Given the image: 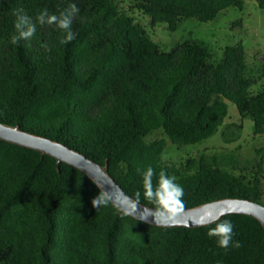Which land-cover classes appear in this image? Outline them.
I'll list each match as a JSON object with an SVG mask.
<instances>
[{
    "label": "trees",
    "instance_id": "obj_1",
    "mask_svg": "<svg viewBox=\"0 0 264 264\" xmlns=\"http://www.w3.org/2000/svg\"><path fill=\"white\" fill-rule=\"evenodd\" d=\"M264 9V0H256ZM75 4L74 40L61 44L57 25H40ZM244 0H0V122L58 141L105 167L133 198L143 197L142 174L150 166L175 176L185 208L225 198L261 201L264 170L235 173L216 157L195 153L163 158L167 139L149 141L162 128L177 145L209 137L234 102L242 117L264 134V61L254 71L242 42L218 59L197 38L162 49L128 10L175 29L180 20L215 18ZM36 24L29 40L11 43L16 9ZM262 148L258 150L261 154ZM104 190L83 169L41 149L0 137V264H264V224L243 212L223 214L203 226H160L125 215L112 200L91 201ZM184 208V209H185ZM230 220L227 250L209 238Z\"/></svg>",
    "mask_w": 264,
    "mask_h": 264
},
{
    "label": "rangeland",
    "instance_id": "obj_2",
    "mask_svg": "<svg viewBox=\"0 0 264 264\" xmlns=\"http://www.w3.org/2000/svg\"><path fill=\"white\" fill-rule=\"evenodd\" d=\"M128 0H120L122 7H127ZM129 14L140 21L148 30L151 38L164 50H170L182 39L197 38L206 43L212 51V59H218L228 44L242 42L247 61L254 71L264 61V9L256 0H244L242 7L230 6L208 21L195 17L183 18L175 29H170L166 22L152 23L151 17L138 9L128 10ZM264 84V77L253 85L257 90ZM227 113L218 129L209 137L196 143L177 145L172 143L162 128L148 136L152 141L166 138L167 146L163 158L176 161L195 153H207L211 159L216 157L220 165L232 169L235 173L255 171L256 163L264 159V134H255L253 120L242 117L234 102L225 99ZM262 148L261 154L258 150ZM264 167V161L261 162ZM264 174V170L261 172ZM264 187V180H263ZM264 203V189L261 197Z\"/></svg>",
    "mask_w": 264,
    "mask_h": 264
},
{
    "label": "clouds",
    "instance_id": "obj_3",
    "mask_svg": "<svg viewBox=\"0 0 264 264\" xmlns=\"http://www.w3.org/2000/svg\"><path fill=\"white\" fill-rule=\"evenodd\" d=\"M79 12V8L75 4L69 5L68 8L59 12V14H50L48 9H42L36 17V22L40 25H52L64 31L65 35L60 40L61 44H67L75 39L76 33L72 31L73 16ZM16 21L14 24L15 34L11 37L12 44H18L21 40H29L36 32V24L25 13L23 8L16 9ZM156 172L152 167H148L142 174L143 197L154 207L143 209L139 213V219L147 221L149 217L154 219V223L160 226H172L176 217L184 211L185 203L183 201L184 189L176 183L175 176H168L165 170H161L158 174L156 182L153 178ZM141 193L136 192L135 198L127 196H116L115 198L109 192H99L92 201V206L96 209L107 206L113 199L121 200L126 205L124 214L135 215L140 205ZM218 218L210 215L202 217L197 223L203 226L208 223H215ZM209 238H217L219 247L227 250L230 246L233 248L241 247L240 242L234 241V225L230 220H223L215 224L207 232Z\"/></svg>",
    "mask_w": 264,
    "mask_h": 264
},
{
    "label": "water",
    "instance_id": "obj_4",
    "mask_svg": "<svg viewBox=\"0 0 264 264\" xmlns=\"http://www.w3.org/2000/svg\"><path fill=\"white\" fill-rule=\"evenodd\" d=\"M0 137L19 144L41 149L56 156L60 160L76 165L87 172L99 186L105 192H109L113 198L116 196L133 198L106 171L105 167L58 141L1 122ZM112 201L125 211L126 205L123 203L122 198L121 200L113 199ZM148 208L152 207L140 203L137 213L133 216L139 218V213L143 211V209ZM230 212L251 214L264 224V203L245 197H225L203 203L199 206L185 208L184 211L176 217L173 225L197 226L199 225L197 222L202 217L210 215L213 218H219L223 214ZM147 222L154 223V219L149 217Z\"/></svg>",
    "mask_w": 264,
    "mask_h": 264
}]
</instances>
